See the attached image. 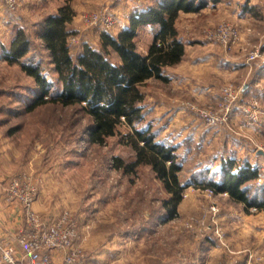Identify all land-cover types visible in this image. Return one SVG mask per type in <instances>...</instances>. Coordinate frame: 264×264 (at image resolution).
<instances>
[{
    "label": "rangeland",
    "instance_id": "1",
    "mask_svg": "<svg viewBox=\"0 0 264 264\" xmlns=\"http://www.w3.org/2000/svg\"><path fill=\"white\" fill-rule=\"evenodd\" d=\"M156 1L73 0L76 15L69 24L73 30L69 38L74 39L70 44L72 53L75 56L85 43L98 47L103 30L118 33L128 23L131 11ZM220 1L219 8L206 9L204 6L200 13L179 17L185 40L197 43V47L207 41L210 49L225 52L239 61L247 60L252 52L261 49L262 54L249 59L248 64L254 62V67H264V0H254L255 3L251 0ZM0 3L13 15L24 13L26 23L15 24L25 28L32 40L31 50L24 58L41 61L45 75L52 82L51 92L57 94L62 83L36 31L37 22L55 12L63 0H22L16 11L9 10L4 0ZM246 9L249 13H245ZM95 11L112 14L114 25L106 28L88 23L86 17ZM225 24L238 31L230 48L223 46L215 35ZM153 30L150 25L140 28L139 50H146ZM5 35H0V147L4 143L12 151L10 158L17 157V160H14L12 175L0 170V187L5 190L3 187L11 177L25 171L38 191L33 207L42 219L53 221L69 213L77 225L75 246L81 254L78 264L84 261L99 264H264V209L252 206L246 210L244 204L233 200L227 191L213 195L206 191L209 187L206 177L210 179L218 172L223 152L236 155L233 153L236 151L235 157L241 158L248 149L254 157L264 154V139L252 136L244 127L259 122L263 115L264 96L247 95L245 87V83L257 80V75L254 80L245 79V75L229 63V70L217 74L216 86L220 93L216 98H172L184 111L179 115V126H174L170 141L176 145V153L183 164L179 178L189 186L182 193L178 214L167 218L163 202L169 193L150 165L141 164L134 172H124L113 166L116 155L127 161L134 157L132 148L122 143L119 135L107 138L104 144L90 142L87 130L91 120L79 105L49 102L28 109L38 92L37 85L19 64H10L4 58L2 45L8 46L11 41V36ZM245 42L248 47L240 48ZM258 80L263 90L264 76ZM166 86L167 83L155 78L142 86L145 119L139 123V126L150 124L157 131V138L162 140ZM229 86L238 93V100L227 122L209 124L191 108L211 110L217 116L224 113L220 107L222 91ZM246 101L254 104L252 109L258 116L255 122H247L243 115L240 107ZM237 114H241V124L240 118L236 120ZM120 130L125 132L128 128L122 126ZM263 166L264 163L258 168L257 178L249 182L250 194L260 199L264 198V193L257 187L264 185ZM40 197V204L46 209H37L35 203ZM22 217L20 227L24 225L23 212Z\"/></svg>",
    "mask_w": 264,
    "mask_h": 264
},
{
    "label": "trees",
    "instance_id": "2",
    "mask_svg": "<svg viewBox=\"0 0 264 264\" xmlns=\"http://www.w3.org/2000/svg\"><path fill=\"white\" fill-rule=\"evenodd\" d=\"M73 0H63L57 10L37 23V37L47 50L62 89L51 92L52 82L44 73L41 61L24 58L31 50L32 40L26 29L18 27L9 45H2L4 58L17 63L33 77L38 92L28 106L32 110L49 102L63 106L79 105L90 117L87 130L92 143L104 144L107 138L119 135L121 142L134 151L132 160L113 158V166L124 172H134L141 164L150 165L162 181L169 197L163 205L167 218L178 214L183 191L179 173L183 164L176 147L157 138L150 124L139 126L145 119L142 86L152 78L169 81L167 67L180 63L185 55V42L179 34L177 20L180 12H195L209 1L219 0H157L154 4L131 11L129 23L118 33L103 30L99 46L85 43L74 56L68 38L73 33L69 24L76 15ZM145 25L153 27L152 40L145 51L139 50L137 36ZM126 126L122 132L120 127ZM221 177L208 179L216 192L227 191L229 196L244 204L264 209V198L251 195L249 182L258 176V168L250 163H238L235 158L222 159ZM264 193V185L257 187ZM258 191V192H259Z\"/></svg>",
    "mask_w": 264,
    "mask_h": 264
},
{
    "label": "crops",
    "instance_id": "3",
    "mask_svg": "<svg viewBox=\"0 0 264 264\" xmlns=\"http://www.w3.org/2000/svg\"><path fill=\"white\" fill-rule=\"evenodd\" d=\"M252 3H255L254 0H251ZM221 1H210L206 5V9H215L221 6ZM61 5V4H60ZM57 10V9H56ZM201 11V10H200ZM199 12H180V18L184 14L189 13H200ZM245 13H249V9L245 10ZM22 11L18 15H13L9 13L5 8L2 7L0 3V35L6 34L5 36H11L9 39L11 40L15 35V28H18L15 24L19 23H26V17L23 15ZM247 15V14H246ZM24 20V21H23ZM38 23V22H37ZM129 23V20H128ZM124 24L123 28L128 25ZM177 27L179 30L180 36L183 38L185 42V55L182 59L181 63H178L173 66H168L167 74L169 76V81L166 82L167 86L164 89V142L166 144H171L176 147V145L171 142L172 140V130L175 128L174 126H179V115L184 109H182L177 103L174 102V96L179 97H189V98H197L206 100L207 97H215L219 95L220 91L216 83L218 82L217 74L221 72V70L228 69L229 70V63L237 67L236 71L238 73L245 75V79H253L255 75H257V80L253 81L252 83H245L247 95L250 94H259L262 97L264 96V89L262 90L259 84V77L264 76V67H260L256 65L254 67V62L248 64L247 60H234L231 56L229 57L228 54L222 51L218 52L217 50L210 49L207 47V41L201 46L197 47V43H193L191 40H185L184 36L182 35L181 26L179 24V18L177 20ZM253 31V28H252ZM253 31L252 33H254ZM257 32V31H256ZM250 43V42H249ZM244 47H248V44L241 43L240 48L244 49ZM225 60H222L224 59ZM220 61V62H219ZM255 61V60H254ZM186 64V65H183ZM220 67H218V66ZM185 68V69H184ZM188 70V71H187ZM193 70V71H192ZM212 72H211V71ZM223 71V72H224ZM218 85V84H217ZM165 88V87H164ZM245 91V92H246ZM264 99V98H263ZM264 101V100H263ZM156 111V109H152ZM185 116V115H184ZM186 118V117H185ZM237 118L242 120L241 114L236 115ZM191 120V119H190ZM242 121L240 122V124ZM191 121H189V126L194 128ZM249 130V134L252 136H257L258 138L264 139V109L263 115L259 122L250 125L244 126ZM234 150V149H233ZM229 151L223 152L221 157L222 159L227 158H234L237 155L236 151H233L234 154L230 153ZM12 153L11 149H8L4 143L0 147V170L6 174H13V169L15 168L16 158H10V154ZM17 155L16 153H14ZM241 157L237 158L236 161L238 163H250L254 167L259 168L261 164L264 163V154H259L257 157L251 155V150L248 149L247 153H243ZM239 158H241L239 160ZM9 159V160H8ZM15 160V162H14ZM222 165V164H221ZM216 174H212L211 177L219 178L221 177L222 173V166L217 170ZM10 175V176H11ZM210 177V178H211ZM207 180L209 177H206ZM6 183V181H5ZM6 184H3V186ZM5 187V186H4ZM3 187V188H4ZM42 198L40 197L36 201L37 209L40 210L46 209V206H41L40 202ZM43 208V209H42ZM23 217L21 206L16 202H8L5 199V191L0 187V240L6 241L7 239H13L15 237V233L17 229L22 224ZM63 257V251L61 250H53L52 251V264H61V260ZM83 264H99V262H86L84 261Z\"/></svg>",
    "mask_w": 264,
    "mask_h": 264
},
{
    "label": "built area",
    "instance_id": "4",
    "mask_svg": "<svg viewBox=\"0 0 264 264\" xmlns=\"http://www.w3.org/2000/svg\"><path fill=\"white\" fill-rule=\"evenodd\" d=\"M4 2L11 11H16L22 5V0H4ZM86 19L90 24H100L106 28L112 27L115 23L112 14L98 11L90 13ZM215 35L223 46L230 48L238 36V31L232 25L225 24ZM73 40L72 37L69 38V44H72ZM260 50L256 49L252 52L247 62L249 59L260 56L263 52ZM222 99L223 103L220 107L225 112L218 116L211 110L195 106L191 108L197 110L209 124L227 122L232 117V109L237 105L238 93L231 86L225 87L222 91ZM253 105L247 101L241 104L240 108L247 122H255L258 119L252 109ZM262 170L264 171V166ZM259 181L262 182L263 179L259 177ZM31 182L27 173L23 171L11 177L7 186L4 187L5 199L8 202L18 203L25 219L24 225L16 231L15 240H0V264H52V251L56 249L63 251L61 264H78L81 254L75 246L78 236L76 223L70 219L67 212L53 221L42 219L33 207L38 191ZM206 191L209 195L217 193L210 186L206 188ZM252 208L255 209V207Z\"/></svg>",
    "mask_w": 264,
    "mask_h": 264
}]
</instances>
